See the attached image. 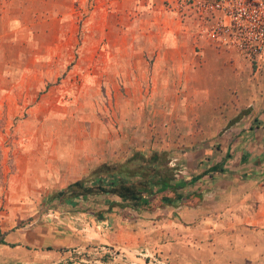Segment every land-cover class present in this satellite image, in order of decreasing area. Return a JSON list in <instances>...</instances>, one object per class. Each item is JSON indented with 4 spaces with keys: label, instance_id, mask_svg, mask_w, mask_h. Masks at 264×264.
<instances>
[{
    "label": "rangeland",
    "instance_id": "374dc122",
    "mask_svg": "<svg viewBox=\"0 0 264 264\" xmlns=\"http://www.w3.org/2000/svg\"><path fill=\"white\" fill-rule=\"evenodd\" d=\"M234 1L264 12V0ZM201 2H23L22 39L0 41V234L43 222L101 163L135 151L175 158L241 122L238 110L264 92L263 17L224 44L210 34L228 20Z\"/></svg>",
    "mask_w": 264,
    "mask_h": 264
},
{
    "label": "crops",
    "instance_id": "0c3cea01",
    "mask_svg": "<svg viewBox=\"0 0 264 264\" xmlns=\"http://www.w3.org/2000/svg\"><path fill=\"white\" fill-rule=\"evenodd\" d=\"M28 1L0 0V41L22 39L18 18ZM257 93L215 146L175 157L176 182H185L178 193L200 197L195 206L133 212L102 204L96 219L71 212L93 203L65 198L43 222L0 234V264H264V92Z\"/></svg>",
    "mask_w": 264,
    "mask_h": 264
},
{
    "label": "trees",
    "instance_id": "16d2710c",
    "mask_svg": "<svg viewBox=\"0 0 264 264\" xmlns=\"http://www.w3.org/2000/svg\"><path fill=\"white\" fill-rule=\"evenodd\" d=\"M169 154L166 151L148 154L135 151L122 162L101 163L86 178L69 184L67 191L70 194L63 192L58 199L80 197L90 204L100 201L107 211L117 208L140 212L180 205L195 206L200 197L178 193L185 182H176L179 167ZM91 208L84 210L99 219L100 213L92 212ZM122 217L127 215L122 214Z\"/></svg>",
    "mask_w": 264,
    "mask_h": 264
},
{
    "label": "built area",
    "instance_id": "2783aa9c",
    "mask_svg": "<svg viewBox=\"0 0 264 264\" xmlns=\"http://www.w3.org/2000/svg\"><path fill=\"white\" fill-rule=\"evenodd\" d=\"M201 3V8L204 12H208L209 14L218 12L228 20V23L221 22L216 29H211L212 31L210 37L213 41H223L224 44H228L229 34H233L232 32H237V40H244L245 32L243 30V26L246 22L252 23L254 21H257L255 20L256 16H258V20L260 19V17H263V25L258 29L257 32L259 34V37H261L264 33V12H262L261 10H258V12L254 13V16H251L250 14H247L243 3L236 4L234 0H202ZM230 24H232L234 28L232 27V29H230ZM254 31L255 30L249 28L247 34H253Z\"/></svg>",
    "mask_w": 264,
    "mask_h": 264
},
{
    "label": "water",
    "instance_id": "95a60500",
    "mask_svg": "<svg viewBox=\"0 0 264 264\" xmlns=\"http://www.w3.org/2000/svg\"><path fill=\"white\" fill-rule=\"evenodd\" d=\"M58 195H60V193Z\"/></svg>",
    "mask_w": 264,
    "mask_h": 264
}]
</instances>
